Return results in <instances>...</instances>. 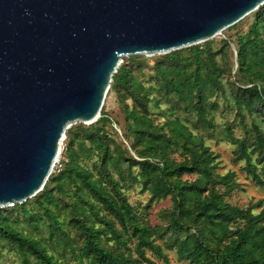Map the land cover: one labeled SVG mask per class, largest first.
<instances>
[{"label": "trees", "instance_id": "1", "mask_svg": "<svg viewBox=\"0 0 264 264\" xmlns=\"http://www.w3.org/2000/svg\"><path fill=\"white\" fill-rule=\"evenodd\" d=\"M251 19L234 40L124 61L109 90L124 108L121 140L104 110L94 124L67 130L61 169L43 191L0 209V242L22 264H61L56 255L75 264H155L148 253L170 264L166 251L174 250L187 264H264V213L241 222L226 200L236 176L218 173L208 145H232L264 190V5ZM217 115L234 120L219 124ZM135 186L149 194L142 210L129 201ZM167 198L171 208L151 225L152 205Z\"/></svg>", "mask_w": 264, "mask_h": 264}, {"label": "water", "instance_id": "2", "mask_svg": "<svg viewBox=\"0 0 264 264\" xmlns=\"http://www.w3.org/2000/svg\"><path fill=\"white\" fill-rule=\"evenodd\" d=\"M264 0H0V209L43 191L124 58L224 36ZM238 65L236 66V68Z\"/></svg>", "mask_w": 264, "mask_h": 264}, {"label": "rangeland", "instance_id": "3", "mask_svg": "<svg viewBox=\"0 0 264 264\" xmlns=\"http://www.w3.org/2000/svg\"><path fill=\"white\" fill-rule=\"evenodd\" d=\"M252 22L251 15L247 16L245 19H243L237 27H235L232 30H225L223 32L224 36H217L213 40L216 43H220L224 37H230L233 40L236 37L237 32H247L248 28L250 27V24ZM207 42L200 44L204 45ZM164 55H157L154 57H147L150 59H157ZM231 56V52H230ZM129 57L124 58V61L128 60ZM233 62H236V58L230 57V65H233ZM150 66L152 65V61L149 62ZM127 104H130V101L127 102ZM168 106L165 104L162 106V108H167ZM103 110L112 118L117 121L120 125L118 127L121 130V133L116 131L118 134V137L122 138V132L125 129V114H124V108L121 104H119L116 95L113 92H109L105 105L103 107ZM156 122H163L164 119L160 117L159 114L155 115ZM227 120L231 121L234 120V116H227L224 117L223 115H217L216 116V122L219 124H222L226 122ZM77 125V124H76ZM73 125V126H76ZM114 130H116L114 128ZM242 131L240 129L235 130L236 137L242 136ZM208 145L211 147V149L219 155L217 162H218V173L220 175H226L228 173H234L236 178L234 181V191L231 193L230 196H226V200L236 206L238 209L237 214L243 216V220L241 222H244L248 220L252 215H258L261 212L264 213V190L259 188L255 183L251 181V179L247 176V173L244 171L245 162H238L235 161L233 156L234 147L232 145H229L227 143H216L213 141H209ZM65 148H66V142L62 144V153H61V159L63 160V157H65ZM62 162V161H61ZM61 169V163L57 164L54 167L53 174H57L59 170ZM191 177L185 176L184 179H190ZM236 184V185H235ZM129 201L135 205L138 206V209L142 210V206H145L149 201V194L148 193H142L141 187H134L133 190L128 192ZM31 202L34 201V199H29ZM140 206V207H139ZM172 206L171 200L169 198L161 200L160 202H156L152 205L151 210L148 212L147 220L151 223V225H159L161 223L160 218L162 216L163 210H168ZM8 208V207H6ZM158 244H163L162 241L158 240ZM49 253H52V250H49ZM166 254L168 255L170 264H187L186 261L181 260L176 250L174 251H166ZM148 256L152 259V261L155 264H165L160 259L152 256L150 253H148ZM58 258L61 262V264H75L72 261H69L65 258H59L57 255L55 256ZM31 261H34L31 258ZM0 264H22V259L17 251L16 248L13 246L5 243L0 242Z\"/></svg>", "mask_w": 264, "mask_h": 264}, {"label": "built area", "instance_id": "4", "mask_svg": "<svg viewBox=\"0 0 264 264\" xmlns=\"http://www.w3.org/2000/svg\"><path fill=\"white\" fill-rule=\"evenodd\" d=\"M59 163H60V160L56 163V165L59 164ZM56 165H55V166H56Z\"/></svg>", "mask_w": 264, "mask_h": 264}]
</instances>
